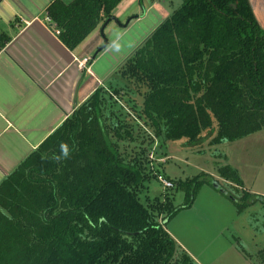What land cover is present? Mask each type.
<instances>
[{
  "label": "trees",
  "instance_id": "1",
  "mask_svg": "<svg viewBox=\"0 0 264 264\" xmlns=\"http://www.w3.org/2000/svg\"><path fill=\"white\" fill-rule=\"evenodd\" d=\"M123 1L55 0L46 12L74 50ZM110 80L108 99L96 89L0 184V264H197L166 226L216 181L176 184L186 192L181 207L143 200L149 150L129 148L142 126L196 145L204 132L220 145L264 130V30L249 0H184ZM219 173L244 188L236 169ZM217 190L240 213L264 203L247 190L240 198Z\"/></svg>",
  "mask_w": 264,
  "mask_h": 264
},
{
  "label": "rangeland",
  "instance_id": "2",
  "mask_svg": "<svg viewBox=\"0 0 264 264\" xmlns=\"http://www.w3.org/2000/svg\"><path fill=\"white\" fill-rule=\"evenodd\" d=\"M183 2L124 0L114 11L111 25L116 31L111 37L108 35L109 30L101 33L104 44L107 39L111 46L108 59H104L102 67L109 68L121 63ZM124 11L129 15H125ZM110 83L109 77L97 88L107 91V99L111 91ZM129 119L132 117L129 116ZM143 127V130L137 127L135 142L129 148L133 153L137 152L136 156L144 147L149 150L143 158L151 180L146 183L143 200L146 196L152 200L159 198L167 205L172 201L175 207H181L187 202L186 192L174 186L195 179L205 181V175L238 198L244 188L264 197V130L220 145H212L211 139L205 136L208 132H204L202 137L205 140L196 145L188 139H157L149 129ZM226 166L238 171L244 182L243 189L237 187L234 181L227 182L220 176V169ZM159 175L167 178L173 187L166 188L158 180ZM200 220L208 222L205 225ZM166 228L197 264H261L258 253L264 249V203L260 201L242 214L227 196L205 183L199 188L193 208L182 210ZM242 250L251 255L253 261L247 259Z\"/></svg>",
  "mask_w": 264,
  "mask_h": 264
},
{
  "label": "crops",
  "instance_id": "3",
  "mask_svg": "<svg viewBox=\"0 0 264 264\" xmlns=\"http://www.w3.org/2000/svg\"><path fill=\"white\" fill-rule=\"evenodd\" d=\"M54 1L0 0V37L7 39L0 50V184L126 60L102 67L110 44L95 57L104 46V24L76 49L67 48L47 17ZM249 2L264 30V0ZM112 22L104 30L109 37L116 31Z\"/></svg>",
  "mask_w": 264,
  "mask_h": 264
},
{
  "label": "water",
  "instance_id": "4",
  "mask_svg": "<svg viewBox=\"0 0 264 264\" xmlns=\"http://www.w3.org/2000/svg\"><path fill=\"white\" fill-rule=\"evenodd\" d=\"M111 21H112V20H107V22L103 25L102 30H101L102 33H104V30H105L106 26H107ZM108 48H109V41L106 39L103 48L100 49V50L98 51V53H96L95 57H96L101 51H103V50H105V49H108ZM213 185L215 186L216 189H220V190L222 189L221 186H220L217 182H214Z\"/></svg>",
  "mask_w": 264,
  "mask_h": 264
},
{
  "label": "built area",
  "instance_id": "5",
  "mask_svg": "<svg viewBox=\"0 0 264 264\" xmlns=\"http://www.w3.org/2000/svg\"><path fill=\"white\" fill-rule=\"evenodd\" d=\"M85 64L88 65L89 59H85ZM158 180L166 187V188H172L173 184L167 180V178H164L163 176L159 175Z\"/></svg>",
  "mask_w": 264,
  "mask_h": 264
}]
</instances>
